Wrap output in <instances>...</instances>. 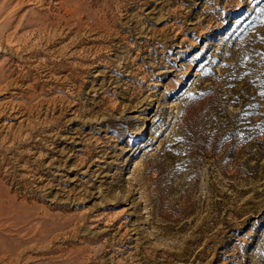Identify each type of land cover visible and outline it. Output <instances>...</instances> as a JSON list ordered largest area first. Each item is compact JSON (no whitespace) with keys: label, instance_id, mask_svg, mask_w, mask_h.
<instances>
[{"label":"rangeland","instance_id":"1","mask_svg":"<svg viewBox=\"0 0 264 264\" xmlns=\"http://www.w3.org/2000/svg\"><path fill=\"white\" fill-rule=\"evenodd\" d=\"M21 3L0 264H264V0Z\"/></svg>","mask_w":264,"mask_h":264},{"label":"bare ground","instance_id":"2","mask_svg":"<svg viewBox=\"0 0 264 264\" xmlns=\"http://www.w3.org/2000/svg\"><path fill=\"white\" fill-rule=\"evenodd\" d=\"M33 1H35V0H33ZM21 2L23 3V0H21ZM29 2V1H28ZM22 3L20 4V5H22ZM26 3H27V1H26ZM16 12V11H15ZM42 13V12H41ZM24 15V14H23ZM37 16H38V14H37ZM44 16V15H43ZM17 19V18H16ZM47 19V18H46ZM17 20H20V18L19 19H17ZM2 21V20H1ZM61 26V25H60ZM67 27V26H66ZM33 30V29H32ZM50 30V29H49ZM48 30V31H49ZM61 30V29H60ZM11 32V31H10ZM48 33V32H47ZM50 33V32H49ZM52 34V33H51ZM7 35V34H6ZM6 35H4V36H6ZM11 36V35H10ZM25 36V35H24ZM30 37V36H29ZM43 37V36H42ZM10 38V37H9ZM6 40V39H5ZM8 40V39H7ZM13 40V39H12ZM11 40V41H12ZM23 41V40H22ZM32 42H33V40H32ZM29 43V42H28ZM34 43V42H33ZM21 44H23V43H21ZM1 205V204H0ZM5 217V216H4ZM33 231V230H32ZM30 233V232H29ZM20 254V253H19ZM10 258V257H9Z\"/></svg>","mask_w":264,"mask_h":264},{"label":"snow or ice","instance_id":"3","mask_svg":"<svg viewBox=\"0 0 264 264\" xmlns=\"http://www.w3.org/2000/svg\"><path fill=\"white\" fill-rule=\"evenodd\" d=\"M260 95H261L262 97H264V92H261Z\"/></svg>","mask_w":264,"mask_h":264}]
</instances>
